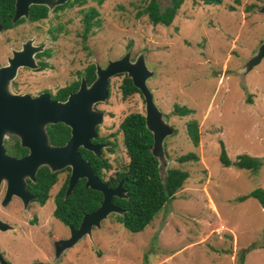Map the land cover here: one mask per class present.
<instances>
[{
    "label": "rangeland",
    "instance_id": "374dc122",
    "mask_svg": "<svg viewBox=\"0 0 264 264\" xmlns=\"http://www.w3.org/2000/svg\"><path fill=\"white\" fill-rule=\"evenodd\" d=\"M149 1L103 0L97 5L86 0L58 11L47 2L45 19L0 33V66L7 57L33 49V68L18 69L4 91L51 96L72 81H83L89 64L104 69L124 55L130 62L144 58L154 72L146 86L172 131L162 141L161 174L178 169L187 179L143 231L128 232L115 219L121 214L110 212L56 258L55 241L69 237L66 226L52 216L51 198L63 180L58 174L41 210L29 202L23 209L12 198L5 209L1 201L0 221L9 228L0 231V254L7 264H239L240 254L242 264H264V208L253 197L238 200L257 188L264 192V58L241 74L244 62L264 41V0H220L218 5L183 0L168 26L136 16ZM156 3L163 8L170 0ZM89 8L97 10L99 26L83 42L81 19ZM41 52L47 55L36 58ZM40 61L45 63L41 70ZM123 76L127 74L108 78L106 100L89 107L101 115L93 138L106 140L96 153L110 164L102 182L127 163L118 124L129 113L145 114L141 94L121 98ZM174 105L191 113L174 115ZM188 122L197 124L196 147L186 133ZM220 141L231 161L245 155L260 159L261 166L256 171L223 167ZM188 153L198 160H176Z\"/></svg>",
    "mask_w": 264,
    "mask_h": 264
},
{
    "label": "water",
    "instance_id": "95a60500",
    "mask_svg": "<svg viewBox=\"0 0 264 264\" xmlns=\"http://www.w3.org/2000/svg\"><path fill=\"white\" fill-rule=\"evenodd\" d=\"M66 0H14L13 20L20 17H27L30 5H44L48 3L61 5ZM48 2V3H47ZM54 6V7H55ZM53 7V8H54ZM32 48L20 52L9 61L10 67L0 69V85L5 80L13 78L17 66L33 68L31 58ZM264 58V41L255 50L252 56L244 62L241 74L246 75L257 66ZM126 73L132 85L139 91L145 100V127L152 134L151 152L157 159L160 168V158L163 156L162 141L166 135L172 133L171 129L164 122L163 116L154 106L150 92L146 86V80L153 77V69L147 68L144 58H138L135 62H130L127 55L121 59L108 63L104 69H95V79L87 85L81 81L76 92L66 98L65 101H56L45 93L31 97L29 95H15L3 93L0 90V133L4 127H10L11 132L18 137L20 145L27 149V154L14 157L4 153L0 143V183H6V191L2 200L5 207L10 199L17 197L23 209L28 202L34 198L26 191V181L28 177L31 182L35 181V172L40 166H46L51 172L70 168L64 197L72 191L76 182L84 180L85 189L98 191L102 195V200L98 208L84 215L76 229L69 228V237L55 241V257L59 253L72 247L83 235L89 234L92 226H98L110 212H122L116 208L111 200L113 197L127 198L120 180L114 188H110L106 182H102L85 162L78 151L83 148L97 153V146L89 143L94 136L93 126L100 119V114L92 113L89 107L97 102L106 100L108 95V78ZM61 123L71 127V136L62 146H52L49 144L46 133L47 125ZM166 164V162H165ZM9 226L0 221V231L8 230ZM0 264H7L0 254ZM39 264V263H33ZM41 264V263H40Z\"/></svg>",
    "mask_w": 264,
    "mask_h": 264
},
{
    "label": "trees",
    "instance_id": "16d2710c",
    "mask_svg": "<svg viewBox=\"0 0 264 264\" xmlns=\"http://www.w3.org/2000/svg\"><path fill=\"white\" fill-rule=\"evenodd\" d=\"M53 1V0H52ZM100 5L103 0H95ZM206 5H218L220 0H200ZM66 2V3H65ZM63 4L57 5L55 9L64 7L82 6L86 0H66ZM183 0H170V4L160 8L156 0H150L149 3L136 13L137 17L146 16L150 24L168 26L180 4ZM235 2H238L235 0ZM233 10V7L229 8ZM46 6L30 5L28 8L27 19L30 22H36L46 17ZM14 0H0V23L3 28H10L16 24L23 22V17L13 20ZM98 12L95 8L87 9L82 16V33L81 40L86 41L87 36L91 33L93 27L99 26L97 18ZM47 55L46 52L42 53ZM39 56V55H38ZM45 67V63H40V69ZM95 66L89 64L84 68L83 80L90 85L95 79ZM79 80L72 81L70 84L59 88L51 95V99L56 101H65L68 95L77 91ZM121 98L125 99L139 91L132 85L131 80L123 76L119 85ZM140 94V93H139ZM173 114L185 116L191 113V110L184 107L174 105ZM64 125L61 123L46 126V133L50 137V145H64L65 140L54 138L55 133L52 128ZM118 129L122 135V143L124 145L127 163L123 170L114 172L107 178L106 183L110 188H114L118 182L122 181V188L127 196L125 199L113 197L111 202L122 213L116 215L115 219L124 229L130 233H137L152 221L153 217L161 210L163 205L175 198L176 192L180 189L188 174L178 169H167L161 174L158 167L157 159L151 152L152 134L145 127L144 116L140 113H129L122 118L118 124ZM186 133L193 145L198 144V131L196 122H188L186 125ZM49 141V140H48ZM27 150V149H26ZM26 150L17 145V149H13L16 155H26ZM81 158L89 164L94 174L102 180L104 172L110 168V164L105 159L97 158L92 152L78 149ZM179 163L198 160L197 155L188 153L180 155L176 159ZM218 160L223 167L233 166L237 169L256 171L261 166V161L255 157L239 155L235 161H231L224 150L223 143L219 142ZM57 181V172H51L48 167L40 166L35 172V181H27V190L34 196L35 202L42 206L48 199V193ZM68 181V180H67ZM84 180L80 179L74 185L72 191L67 197H64L66 189V180L54 196V208L52 216L69 228L76 229L81 218L96 210L102 200V195L98 191L85 189ZM248 197L255 198L259 205L264 208V192L257 188L249 192L246 196L240 197L239 201H244ZM32 199V200H33ZM244 254L239 256V264H242Z\"/></svg>",
    "mask_w": 264,
    "mask_h": 264
},
{
    "label": "flooded vegetation",
    "instance_id": "af4514ba",
    "mask_svg": "<svg viewBox=\"0 0 264 264\" xmlns=\"http://www.w3.org/2000/svg\"><path fill=\"white\" fill-rule=\"evenodd\" d=\"M66 3V2H65ZM64 3V4H65ZM43 6V5H42ZM56 8V7H55ZM55 8H52V11H58V10H62V9H65V8H68V7H64V8H62V9H55ZM71 8V7H70ZM46 9H47V12H46V17L48 16V13H49V8L48 7H46ZM46 17H44L43 19H45ZM40 20H42V19H40ZM26 21H28V19L27 18H25V17H23V22H21V23H19V24H16V25H14V26H12V27H10V28H3V26L1 25V23H0V33L1 32H5V31H8V30H11L12 28H14V27H16V26H18V25H21V24H23L24 22H26ZM28 22H30V21H28ZM37 22V21H36ZM42 53H44V52H41V53H37V54H35V57L37 58V57H40V56H43L44 54H42ZM39 55V56H38ZM14 57V56H13ZM13 57H7L6 58V63L5 64H3L2 66H0V69L1 68H4V67H10V64H9V61L13 58ZM40 63H41V61L39 62V67H40ZM21 68H27V67H25V66H22V65H20V66H17L16 68H15V74H16V71L18 70V69H21ZM41 70V69H40ZM14 74V75H15ZM8 81V80H7ZM6 80L3 82V83H1V85H0V90L4 93L5 91H4V86L6 85ZM70 84V83H69ZM62 88V87H61ZM6 93V92H5ZM71 95V93L68 95V96H70ZM52 130V132L53 133H55L56 134V136L54 137V138H57V139H59V140H65V142L69 139V137L71 136V127H67V126H63V127H61V126H58V127H55V128H52L51 129ZM5 133H8V135L7 136H4L3 137V135H5ZM11 133V134H10ZM13 133L11 132V128L9 127H4L2 130H1V133H0V143H1V145H2V147H3V149H4V153L6 154V155H8V156H14V157H20V156H23V155H16V153H13L14 151H13V149H17V145L20 147V148H23L21 145H20V140L16 137V136H14V135H12ZM47 136H48V134H47ZM48 140H49V142L51 141V139H50V137L48 136ZM65 142H64V144H65ZM104 142H106V140H105V138H101V137H95V138H90V140H89V143L90 144H92V145H95V146H100V145H102V144H104ZM54 146V145H53ZM57 146H60V145H57ZM23 149H25V148H23ZM80 149V148H79ZM81 149H83V148H81ZM26 150V149H25ZM85 150V149H84ZM88 151V150H87ZM26 153H27V150H26ZM97 158H101V157H99L98 155H96V154H94ZM102 159V158H101ZM57 172V176H58V174H61V175H63V180H62V183L64 182V180H66V183H67V180H68V177H69V174H70V168L69 167H66V168H63V169H61V170H59V171H56ZM25 181H26V191L30 194V195H32V196H36V195H34V194H31L28 190H27V181H29L28 179H25ZM62 183H61V185H62ZM61 185H60V187H61ZM59 187V188H60ZM59 190V189H58ZM57 190V191H58ZM5 191H6V185L4 184V183H1L0 184V209L2 208L3 209V206L1 205V201H2V199H3V196H4V194H5ZM57 191H56V193H57ZM56 193H54L53 194V198H51V199H53V202H54V196H55V194ZM13 199H16L17 201H19V203L21 204V207H22V203H21V201L17 198V197H12V201H13ZM11 201V202H12ZM10 202V203H11ZM9 203V204H10ZM29 203H35V204H37L36 202H35V200L33 199H31L30 201H29ZM43 207L45 206V204H43L42 205ZM42 206L40 207V210H41V208H42ZM8 207V206H7ZM6 207V208H7ZM5 208V207H4ZM5 208V209H6ZM43 212V211H42ZM47 212V211H46ZM0 217H1V215H0ZM0 220H2V219H0ZM65 226V225H64ZM65 230V235H67L68 233H67V230L69 231V226H66V228L64 229ZM65 237H67V236H65ZM62 238H64V237H62Z\"/></svg>",
    "mask_w": 264,
    "mask_h": 264
},
{
    "label": "clouds",
    "instance_id": "9594fccd",
    "mask_svg": "<svg viewBox=\"0 0 264 264\" xmlns=\"http://www.w3.org/2000/svg\"><path fill=\"white\" fill-rule=\"evenodd\" d=\"M66 168V167H65Z\"/></svg>",
    "mask_w": 264,
    "mask_h": 264
}]
</instances>
